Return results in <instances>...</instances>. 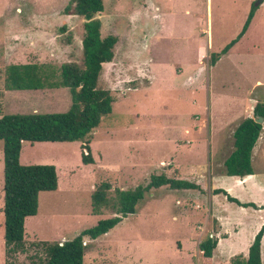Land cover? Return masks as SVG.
<instances>
[{
    "label": "rangeland",
    "instance_id": "374dc122",
    "mask_svg": "<svg viewBox=\"0 0 264 264\" xmlns=\"http://www.w3.org/2000/svg\"><path fill=\"white\" fill-rule=\"evenodd\" d=\"M67 2L0 0V90L9 64L56 69L67 61L82 64L83 19L63 13ZM256 2L103 0L97 15L101 34L112 35L116 43L113 59L103 63L98 87L109 89L114 102L91 133L93 163H82L80 140L22 142L20 163L54 165L58 185L40 192L36 215L25 219L24 248L9 255L3 237L0 141V264L43 256L33 244L71 239L114 216L116 189L146 185L160 174L197 187H151L135 213L96 239L84 238L85 263L197 264L198 241L216 233L217 216L225 219L226 230L232 229L233 215L247 232L254 230L252 219L258 213L212 190L233 182L217 175L233 149L232 129L247 116V93L255 96L263 89L256 84L264 81L259 50L221 55ZM0 98L1 114L64 112L71 103L64 87L5 90ZM258 142L252 158L256 170L264 169L262 138ZM102 182L110 184V205L94 214L91 194ZM229 193L241 201L264 202V194L248 184H236Z\"/></svg>",
    "mask_w": 264,
    "mask_h": 264
},
{
    "label": "trees",
    "instance_id": "16d2710c",
    "mask_svg": "<svg viewBox=\"0 0 264 264\" xmlns=\"http://www.w3.org/2000/svg\"><path fill=\"white\" fill-rule=\"evenodd\" d=\"M256 6L252 5L246 20L238 33L223 48L225 53L245 32ZM104 9L103 0H68L63 13L76 15L83 19V37L81 48L82 64L74 61L63 62L58 69L38 63L9 64L4 71L2 97L5 90L67 88L70 94V107L64 112L55 113H9L1 114L0 141L3 152V216L4 243L10 255L24 247V223L26 217L36 215L40 192L57 189L56 168L49 164H22L20 150L22 142H67L82 141L81 161L93 163L89 147L91 133L99 125L102 117L112 111L114 98L109 89L98 87V76L103 63L114 57L115 37L102 36L101 21L97 17ZM214 58H212V61ZM1 99V98H0ZM254 117L244 118L233 132L234 149L224 160L223 172L226 175L244 177L252 174L251 153L255 146L262 124L255 118L264 120V102L258 101L253 109ZM167 185L172 189L195 188L196 184L188 180L167 177L164 174L153 176L146 185L131 189H116L115 202L112 205L115 215L100 219L93 227L80 231L65 241H40L33 244L44 255L35 253L30 261L16 262L9 260L3 264H128V263H85L83 256L86 249L84 238L96 239L107 233L124 217L136 212L144 198V193L151 187ZM110 184H98L91 194V211L100 213L103 207L110 205L107 191ZM213 193H223L226 199L240 206H255L254 203L240 202L223 189H214ZM264 224L255 234L248 248L246 258L235 256L232 264H261V239ZM216 236L207 235L198 244V259L201 264H211L212 251L217 245Z\"/></svg>",
    "mask_w": 264,
    "mask_h": 264
},
{
    "label": "crops",
    "instance_id": "0c3cea01",
    "mask_svg": "<svg viewBox=\"0 0 264 264\" xmlns=\"http://www.w3.org/2000/svg\"><path fill=\"white\" fill-rule=\"evenodd\" d=\"M255 6H256V8L253 11L252 18H251V20H250L245 32L237 39V41L225 53H228L229 51H235V50L247 51V52H253L254 50L255 51L259 50L260 51V57H261V59L264 60V10H262V9H264V0H261V2L258 5H255ZM240 30L238 31V33L240 32ZM252 32H253V35H252ZM238 33L235 35V37L238 35ZM235 37H233L232 39H234ZM225 53H221V55H223ZM256 84H259V85L263 86V89L259 90L258 93L255 96H250L249 95L250 93H252L251 91L247 93V95H248L247 99H248V101L249 100H251V101H249L250 105H246L245 104V106H244L243 114L247 113L246 117H254L253 109H254L255 104L258 101H263L264 102V92L263 93H259V92L264 91V81L261 80V81H259ZM251 114H253V115H251ZM243 119H241L236 124V126ZM256 119H258V118H255V120ZM261 124H262V130L260 132L259 138H258L255 146L252 149L251 164H252V158H253L254 149L257 146V144L259 143L258 141L260 140V138H262V145H264V120H263V118H262ZM236 126L232 129V139H233V132H234ZM233 149H234V146H233ZM262 150L263 151H262L260 157L262 159H264V148ZM223 169H224V166L221 169L220 175H217V176L221 177V176L225 175V176L231 178L233 182L230 185H228L226 188H221V187H217L216 185H214L213 190L214 189H223L229 195H231L229 193L230 192V188L233 187L234 185L237 184L238 186H243L244 184H248L250 186V188L255 189L258 192L264 194V169H260L259 170L257 168V170H256L252 166L253 173L249 174V175H246L244 177H239V176H235V175H226L223 172ZM196 187H197V185H196ZM213 194L214 195L221 194L224 197V199L227 200L226 196L223 193H217V194L213 193ZM262 200L263 199H257L256 202L239 200L240 202H244V203H249V202L254 203L255 206H240V205L237 204L240 207L252 208L253 211L258 213V215L255 218L252 219L253 221L255 220V225H256L254 230H252V232H247L246 229H245L246 227H244V224L240 223L239 220L235 219V218H237L235 215H233L231 217L232 220H233L232 229L231 230H228V229L226 230V228H224L225 227V219L224 218H220V217L217 216L219 224H218V229L215 231L216 233L215 234H213V233H208L207 234V235H210V236H212V235L216 236L218 238L217 245L212 251L211 264H232L231 260L235 256H241L242 258H246L247 257L248 248H249L251 242L253 241V238H254L255 234L258 232L260 227L264 224V214H262V212H264V202ZM229 202H231V201H229ZM233 203H235V202H233ZM212 209H213L212 206L209 205L208 214L212 213ZM203 238H205V237H203ZM203 238L202 237L200 238V240L198 241V244L201 242V240ZM190 242H192V236L190 237L189 243ZM198 244L196 246V252H195L196 255H197V258H198ZM185 264H190V262L187 261ZM197 264H201L199 259H198ZM261 264H264V233H263V236H262V239H261Z\"/></svg>",
    "mask_w": 264,
    "mask_h": 264
},
{
    "label": "water",
    "instance_id": "95a60500",
    "mask_svg": "<svg viewBox=\"0 0 264 264\" xmlns=\"http://www.w3.org/2000/svg\"><path fill=\"white\" fill-rule=\"evenodd\" d=\"M261 2V0H257V2L255 3V5H258ZM256 122L261 123L262 122V117H259L258 119H256Z\"/></svg>",
    "mask_w": 264,
    "mask_h": 264
}]
</instances>
